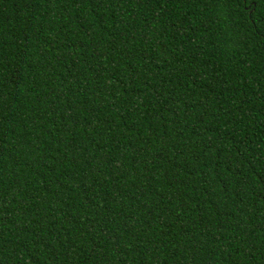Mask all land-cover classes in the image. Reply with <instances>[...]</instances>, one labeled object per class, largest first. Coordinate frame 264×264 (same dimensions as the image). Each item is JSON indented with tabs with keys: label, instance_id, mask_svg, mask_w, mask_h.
<instances>
[{
	"label": "trees",
	"instance_id": "16d2710c",
	"mask_svg": "<svg viewBox=\"0 0 264 264\" xmlns=\"http://www.w3.org/2000/svg\"><path fill=\"white\" fill-rule=\"evenodd\" d=\"M0 264H264V0H0Z\"/></svg>",
	"mask_w": 264,
	"mask_h": 264
}]
</instances>
